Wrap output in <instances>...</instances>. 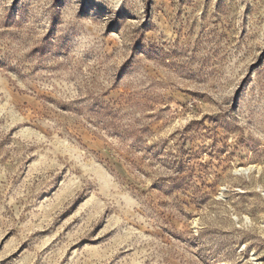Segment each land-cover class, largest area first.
Here are the masks:
<instances>
[{
	"label": "rangeland",
	"instance_id": "rangeland-1",
	"mask_svg": "<svg viewBox=\"0 0 264 264\" xmlns=\"http://www.w3.org/2000/svg\"><path fill=\"white\" fill-rule=\"evenodd\" d=\"M0 264H264V0H0Z\"/></svg>",
	"mask_w": 264,
	"mask_h": 264
}]
</instances>
